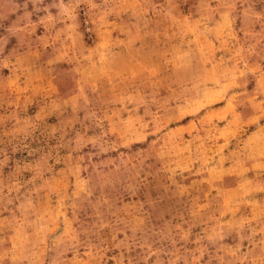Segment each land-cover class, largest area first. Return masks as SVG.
<instances>
[{
    "label": "rangeland",
    "instance_id": "rangeland-1",
    "mask_svg": "<svg viewBox=\"0 0 264 264\" xmlns=\"http://www.w3.org/2000/svg\"><path fill=\"white\" fill-rule=\"evenodd\" d=\"M0 264H264V0H0Z\"/></svg>",
    "mask_w": 264,
    "mask_h": 264
}]
</instances>
